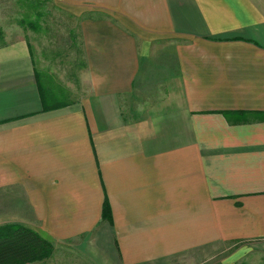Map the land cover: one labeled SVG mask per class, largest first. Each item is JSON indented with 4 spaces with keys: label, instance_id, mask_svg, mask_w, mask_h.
I'll return each instance as SVG.
<instances>
[{
    "label": "crops",
    "instance_id": "0c3cea01",
    "mask_svg": "<svg viewBox=\"0 0 264 264\" xmlns=\"http://www.w3.org/2000/svg\"><path fill=\"white\" fill-rule=\"evenodd\" d=\"M41 1L80 15L87 89L43 96L29 41H0V206L21 195L27 212L0 226L89 264H164L220 242L264 252V0ZM163 42L160 95L130 102Z\"/></svg>",
    "mask_w": 264,
    "mask_h": 264
},
{
    "label": "rangeland",
    "instance_id": "374dc122",
    "mask_svg": "<svg viewBox=\"0 0 264 264\" xmlns=\"http://www.w3.org/2000/svg\"><path fill=\"white\" fill-rule=\"evenodd\" d=\"M96 16L104 17L102 13ZM80 19V15L63 12L41 0H0V41L7 43L19 36L29 41L39 78L46 81L42 80L46 83L45 87L41 85L43 96L50 95L51 91L58 101H69L87 89V83L84 81L81 85L78 79L84 63L78 27ZM172 48L168 42L153 46L150 56L141 64L135 92L128 99L130 102L155 100L160 95L155 89L173 69ZM19 198L21 195L5 209L0 206V224L5 214L27 215L22 206L13 207ZM52 261L55 264H89L68 246L57 248ZM164 264H264V252L220 242L181 254Z\"/></svg>",
    "mask_w": 264,
    "mask_h": 264
},
{
    "label": "trees",
    "instance_id": "16d2710c",
    "mask_svg": "<svg viewBox=\"0 0 264 264\" xmlns=\"http://www.w3.org/2000/svg\"><path fill=\"white\" fill-rule=\"evenodd\" d=\"M109 210L103 207L102 219ZM54 247L36 231L22 225L0 226V264L46 263L54 255Z\"/></svg>",
    "mask_w": 264,
    "mask_h": 264
}]
</instances>
